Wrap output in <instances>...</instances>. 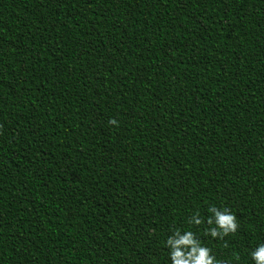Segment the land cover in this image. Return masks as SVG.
Masks as SVG:
<instances>
[{
	"label": "trees",
	"instance_id": "obj_1",
	"mask_svg": "<svg viewBox=\"0 0 264 264\" xmlns=\"http://www.w3.org/2000/svg\"><path fill=\"white\" fill-rule=\"evenodd\" d=\"M176 228L264 243V0H0V264H170Z\"/></svg>",
	"mask_w": 264,
	"mask_h": 264
},
{
	"label": "clouds",
	"instance_id": "obj_2",
	"mask_svg": "<svg viewBox=\"0 0 264 264\" xmlns=\"http://www.w3.org/2000/svg\"><path fill=\"white\" fill-rule=\"evenodd\" d=\"M108 124L118 127V119L110 118ZM208 215L201 216L199 211L193 212L189 225L200 226L205 236L211 237V241L224 240L229 234L235 235L237 228V216L228 209H218L211 206L207 209ZM183 232V235H181ZM200 230L193 232L190 228H176L167 237L165 247L168 251L170 264H231L230 261L218 260L209 247L199 239ZM224 247L228 242H224ZM253 264H264V243H260L250 253ZM238 261L239 256L234 254Z\"/></svg>",
	"mask_w": 264,
	"mask_h": 264
}]
</instances>
